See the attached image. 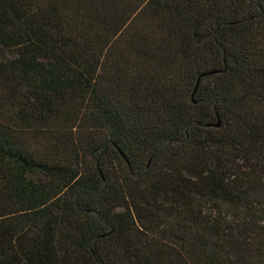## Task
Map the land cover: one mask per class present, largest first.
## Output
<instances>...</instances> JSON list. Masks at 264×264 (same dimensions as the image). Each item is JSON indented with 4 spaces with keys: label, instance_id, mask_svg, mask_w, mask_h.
<instances>
[{
    "label": "trees",
    "instance_id": "trees-1",
    "mask_svg": "<svg viewBox=\"0 0 264 264\" xmlns=\"http://www.w3.org/2000/svg\"><path fill=\"white\" fill-rule=\"evenodd\" d=\"M264 0H0V264H264Z\"/></svg>",
    "mask_w": 264,
    "mask_h": 264
},
{
    "label": "rangeland",
    "instance_id": "rangeland-1",
    "mask_svg": "<svg viewBox=\"0 0 264 264\" xmlns=\"http://www.w3.org/2000/svg\"><path fill=\"white\" fill-rule=\"evenodd\" d=\"M263 203H264V197H263Z\"/></svg>",
    "mask_w": 264,
    "mask_h": 264
}]
</instances>
